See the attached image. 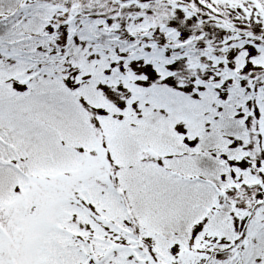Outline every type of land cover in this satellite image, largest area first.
Wrapping results in <instances>:
<instances>
[{
    "label": "snow or ice",
    "instance_id": "1",
    "mask_svg": "<svg viewBox=\"0 0 264 264\" xmlns=\"http://www.w3.org/2000/svg\"><path fill=\"white\" fill-rule=\"evenodd\" d=\"M0 264H264V0H0Z\"/></svg>",
    "mask_w": 264,
    "mask_h": 264
}]
</instances>
